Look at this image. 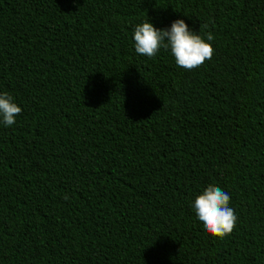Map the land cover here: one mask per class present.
<instances>
[{
  "label": "trees",
  "instance_id": "1",
  "mask_svg": "<svg viewBox=\"0 0 264 264\" xmlns=\"http://www.w3.org/2000/svg\"><path fill=\"white\" fill-rule=\"evenodd\" d=\"M178 19L211 60L135 52ZM3 92L0 264H264V0H0ZM209 185L222 240L191 208Z\"/></svg>",
  "mask_w": 264,
  "mask_h": 264
},
{
  "label": "clouds",
  "instance_id": "2",
  "mask_svg": "<svg viewBox=\"0 0 264 264\" xmlns=\"http://www.w3.org/2000/svg\"><path fill=\"white\" fill-rule=\"evenodd\" d=\"M205 28L207 25H201L200 32ZM133 39L137 54L153 58L161 48L170 49L176 66L186 71L199 68L206 60H211L214 54V48L206 42L214 39L212 33L208 32L205 40L200 34L191 31L183 19L175 20L170 28L162 30L155 28L149 21L137 24ZM21 112V107L17 106L11 94L0 93V124L11 127ZM230 201V195L214 185H209L195 197L191 208L206 235L222 240L232 233L238 217L230 207Z\"/></svg>",
  "mask_w": 264,
  "mask_h": 264
}]
</instances>
